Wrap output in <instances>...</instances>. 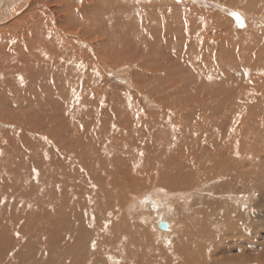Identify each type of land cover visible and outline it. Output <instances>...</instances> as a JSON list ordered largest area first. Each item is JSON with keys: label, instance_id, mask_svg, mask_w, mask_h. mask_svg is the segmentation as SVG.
<instances>
[{"label": "bare ground", "instance_id": "obj_1", "mask_svg": "<svg viewBox=\"0 0 264 264\" xmlns=\"http://www.w3.org/2000/svg\"><path fill=\"white\" fill-rule=\"evenodd\" d=\"M4 1L9 7L10 0ZM37 2L38 6L35 5L34 11L29 10L28 17L26 14L11 20L5 28H0V114L9 115L28 126L25 139L29 138L32 142L27 145L30 150L26 152L33 154L30 161L27 160L30 193L0 194V264H264V209L256 208L258 202L264 203V193L254 192L246 197L231 193L235 198L231 201L235 202L228 208L232 216L226 219L225 224L219 216L215 215L216 219L208 217L213 213L218 214L221 204L218 201H211L210 204L206 201L210 209L201 211L202 214H193L209 222L198 224L196 230L182 226L176 234L178 237L183 235L178 242L169 243L162 239L159 244H154L153 256L142 262L141 252L145 255L146 251L139 244L132 243L136 241L135 234L141 232V236L146 239H152L155 234L149 231L152 227L149 228L140 219L144 215L150 223L153 222L151 225L156 226L155 233L166 235L179 229L180 225L173 223L175 217L170 220L172 210L166 207L162 210L165 199L174 195L165 192L160 197L158 194L145 193L122 206L123 187L125 182L131 181L125 175L129 167L123 166L117 156L127 148V138L132 143L138 138L142 139L141 133L137 132L135 136L136 131H132V128L143 131L148 123L152 132L150 137L158 133L159 122L157 126L153 117L159 115L152 112L150 119H147L143 114L129 115L121 107L120 115L115 116L112 113L113 106L111 110L100 106L89 92L95 80L91 68L94 63H98L94 61L95 54L102 65L114 60L121 61L119 52L105 50L120 46V40L112 42L108 32L111 36H123L134 30L113 11H110L112 16L107 17L104 24L103 18L110 10L109 5L103 6L90 0ZM85 13L88 14L84 16ZM2 15L4 13L0 10V17ZM263 17L253 16L252 20H261ZM11 28L20 34L12 36L7 33L9 31H4ZM140 39L138 32L136 39H128V42L139 50L138 46H142L139 44ZM103 40L108 41L107 46ZM129 43L123 42L124 50L132 48ZM88 46L94 48L91 58H87L84 52ZM167 66L170 67L164 62L160 65H143L137 70L136 81L163 107V111L159 112L161 118L165 117L162 122L176 119L173 124L181 126L182 117L189 120L194 114V118L198 119V114H202V121L199 120L201 127L200 123L197 124L201 131L194 130L189 135L192 139L196 138L195 147L189 145L195 148V152L201 146L199 157H204L202 153H208L211 158L195 159L209 161L206 165H211V162L218 170L217 175H220L230 154L214 146L223 143L222 133L225 129L220 120L212 128L210 122L205 121L207 116L219 114L220 109L228 108L225 117L230 118V125H245L254 113L264 114L263 106L260 110L251 108L252 103L262 99L260 97L264 95V88L248 90L249 82L244 86L241 83L240 92L241 95L246 92L245 100L237 104L229 101L237 98L233 97L237 91L236 85L234 89L226 85L227 89L223 90L224 85H217L212 73L206 76L207 70L203 67L192 66L187 73L184 69L189 66L179 65L174 70ZM257 83H264V75ZM175 94L177 98L173 96ZM206 108L207 111H204ZM108 113L114 117L109 125L105 124ZM32 117L35 119L29 121ZM219 131L222 135H219ZM14 139V136L8 137L9 141ZM189 155L192 156V153H178L174 160H179V156L188 159ZM197 160L193 162L194 167ZM246 163L248 165L249 161ZM40 165L43 167L38 171ZM140 165L134 164L132 169L141 170ZM232 174L231 177H234ZM118 178L125 181L121 184ZM253 178V184L255 181L259 183L260 177ZM242 179L248 180V176L243 175ZM252 183L244 189L253 186ZM125 188L131 192L134 186L127 183ZM186 195L187 192H180L174 197L177 200L184 198L186 204V200H189L185 199ZM124 212L131 217L133 223L130 225L135 227L134 232L129 230ZM160 221L168 223V229H161ZM121 226L128 233L123 235L127 242L116 246L110 235L113 229Z\"/></svg>", "mask_w": 264, "mask_h": 264}, {"label": "rangeland", "instance_id": "obj_2", "mask_svg": "<svg viewBox=\"0 0 264 264\" xmlns=\"http://www.w3.org/2000/svg\"><path fill=\"white\" fill-rule=\"evenodd\" d=\"M90 1L102 3L104 4L103 6L109 5L110 10L103 18L104 24L107 22V17L112 16L110 11H113L116 15L123 18L126 25L129 24L134 30L131 31V34L123 36L118 34L111 36L110 31L108 32L112 42L120 40V46L115 48L116 50L109 48L105 50L119 52V59L121 61L114 60L113 62H105V65H102L99 63L100 59L97 57V54H95L94 61L97 60L98 63H94V66L91 68V74L95 80L94 84H92V90H89L91 93L90 97L95 98L100 106L108 107V110H111V106H113L112 113L115 116L120 115L119 111L121 107L122 109L125 108L129 115L132 113L133 116L143 114L147 119H150L153 114L152 112L160 116L153 117V121L156 124L159 122V126L157 124L158 133L156 132L150 137V133L152 132L149 130L148 123L143 131L141 129L136 130V127L132 128V131H136L135 136H137V132L141 133L142 139L138 138L137 141L134 140L135 143H132V141L128 142L129 138H127L126 142L129 150L127 148L121 150L117 156L118 158L116 157L120 163H123V166L126 168L129 167L125 171V175L130 178L131 183H127L134 186V191L132 190L130 192V190L125 188L127 185L125 182L123 199L121 197L124 204L122 206L128 204L131 201L130 199L140 197L145 193H153V195L158 194L160 196L162 193L167 192V194H170L172 192L171 195L178 196L180 192H187V198L185 199H189L186 200V204L183 201L184 198L177 200L176 197L171 196L165 199L166 201L162 204V210H165L164 207L172 210L169 214V217H171L170 220L175 217L173 223H178V226L180 225L179 229L176 228L173 232L170 231L166 235L163 233H155L156 226L151 225L153 222L150 223V220H147L146 216L143 215L142 219H140L149 228L152 227L149 231L153 235L155 234L152 239H146L139 232L135 234L136 241L131 240L132 243L135 245L139 244L141 249L146 251V254L143 255L144 252L141 250V260L145 262L146 259L153 256V247L162 242V239L169 243L178 242L183 235L178 237L176 234L182 228L189 226L196 230L202 222H209L208 220L204 221L203 218H199V215L193 214V212L202 214L201 211L205 209L209 210L208 202L210 204L211 201H218L221 204L218 208L220 210H217L218 214L213 213L214 215H208V217L212 216L213 218L215 215V217L219 216L225 224L227 222L226 219L232 216V212L228 209L231 207V203L233 202L232 204H234L235 202V200L231 201L235 199L232 194L246 197L250 196L252 192L264 193V177H262L264 176V114L259 115L254 113V116L247 124H243L244 126H239L238 124L239 127L233 125L232 127L230 125V118L225 117L226 113L229 112L228 108L220 109L221 112L219 114L207 116L208 118L205 121H209L211 127L214 125L217 126L220 120L221 126L226 130V132L224 130V133H222L223 143L214 147L217 150L224 149L229 152L230 157L223 165L224 171L220 175H217L218 170L211 162V165H206L209 161H206V163L205 160H197L211 158L210 155L208 153H202L204 157L200 158L198 152L202 150V147L199 146L197 152H195V148H190V145L195 147L194 141L196 138L192 139L189 135L194 130L198 131L200 129L201 131V123L199 120L202 121V114H198V119L194 118V114L189 115V120L182 117L181 126L179 124V126L173 124L176 119L170 120L169 118L170 121L162 122L165 120V117L161 118L160 114L163 111V107L155 101L156 99L148 90L142 89L138 84L136 81L138 78L137 70L139 67H143V65H160L162 62L170 65V67H167L171 70H174L179 65L189 66V68L184 69L187 73L192 69V66L203 67L207 70L206 76L212 73L217 85L221 83L224 85L223 90L229 87L234 89L236 85L237 87L235 86V88L237 91L235 94L233 93L234 96L233 94L231 96L237 98L235 100L230 99L229 101H235L237 104H241V100H245L244 95L246 92H243L241 95L240 88L246 82H249L248 90L264 88V83H257L259 78L264 75V17L261 20L259 18L252 20L253 16H264V0ZM35 5L38 6L37 0H10L9 9L7 3L4 0H0V10L4 13V16L2 15L0 17V28H5L11 20L26 16V14L28 17L29 10L34 11L33 8ZM112 5L113 7H111ZM101 9H104V7ZM233 13L241 14V19L237 20ZM87 14L85 13L84 16ZM139 29L143 31H136ZM4 31H9L7 33L12 36L20 34L19 31H15L13 28L5 29ZM138 32L141 36L139 44L142 46H138L140 48L136 50L128 42V39H136ZM103 42H105V46L108 45V41L103 40ZM123 42L129 43L132 48L128 51L124 50ZM93 49L91 46L84 48L87 58L92 57L91 50ZM135 54L140 56L138 57ZM226 81L229 82L227 83ZM208 89L206 92L209 91ZM176 95L173 96L177 98L178 95ZM263 96L260 97L262 99L252 103V109L260 110L261 106L264 107ZM1 106L0 102V109ZM207 108L204 111H207ZM208 109L213 110L212 107ZM199 110L202 111V109ZM109 113L106 119L107 121L105 122L108 125L114 118ZM32 119L34 120L35 118L32 117L29 121H32ZM198 123H200V127L197 126ZM161 124H163V127H161ZM192 125L194 127L191 129ZM27 127V125L10 118L9 115L0 114V194L14 195L17 193H30L29 162L27 163V160L29 159L30 161L33 154L32 152L28 154L26 152V150H30L27 145H30L32 142L29 138L25 139V134H28ZM157 134L160 136L157 137ZM220 134L221 132L219 131ZM13 136L15 139L9 141L8 137ZM227 138L228 140H225ZM139 139L140 141H138ZM190 152L192 156L189 155L187 157L188 159H181V156H179V160H174L175 154ZM196 160L198 163L194 167L193 162ZM228 161H230V164ZM247 161H249L248 165H246ZM133 163L135 165L141 164V170L135 171L132 169V166L134 167ZM42 167L43 165H40L38 171H41ZM160 167L162 170H159L161 169ZM231 172L233 173L232 176L235 175L234 177H231ZM243 175L248 176V180H243ZM253 177H260L259 183L254 180L255 184H253L252 180L255 179ZM118 180L121 184L125 181V179L121 178H118ZM251 183L253 186H248L250 189H244L247 184ZM153 188H156L155 191ZM114 192L116 193L117 191L115 190ZM201 198L204 201V205L201 204ZM195 203H198V206L194 205ZM258 204L257 209H264V203L261 204V202H258ZM239 206L242 208L241 205ZM212 212L214 211L212 210ZM184 215L186 216L184 217ZM124 216L128 218L129 230L134 232L135 227L130 225L133 223L131 217L125 212ZM117 228L111 232L112 234L110 236L112 241L115 240L116 242L118 239L116 243L114 242L116 246L126 244L127 239L123 237V235L128 234L125 231L126 229L123 226L119 229ZM141 237L142 241L140 240ZM149 241H152V244ZM150 245L152 246L150 247ZM147 252L151 253L147 254Z\"/></svg>", "mask_w": 264, "mask_h": 264}, {"label": "snow or ice", "instance_id": "obj_3", "mask_svg": "<svg viewBox=\"0 0 264 264\" xmlns=\"http://www.w3.org/2000/svg\"><path fill=\"white\" fill-rule=\"evenodd\" d=\"M233 15H235V17H236V19L237 20H240L241 19V14H239V13H233ZM23 78L21 77V80H22ZM77 102H79V97H77ZM35 171V170H34ZM38 174V173H37ZM17 235H19V234H17ZM93 248H95V243H93Z\"/></svg>", "mask_w": 264, "mask_h": 264}, {"label": "water", "instance_id": "obj_4", "mask_svg": "<svg viewBox=\"0 0 264 264\" xmlns=\"http://www.w3.org/2000/svg\"><path fill=\"white\" fill-rule=\"evenodd\" d=\"M159 227L161 229H168V223L160 221Z\"/></svg>", "mask_w": 264, "mask_h": 264}]
</instances>
